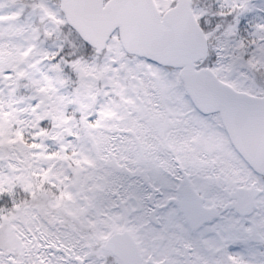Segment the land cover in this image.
<instances>
[{
  "label": "snow or ice",
  "instance_id": "6c2138e0",
  "mask_svg": "<svg viewBox=\"0 0 264 264\" xmlns=\"http://www.w3.org/2000/svg\"><path fill=\"white\" fill-rule=\"evenodd\" d=\"M258 192L264 0H0V264H246Z\"/></svg>",
  "mask_w": 264,
  "mask_h": 264
},
{
  "label": "rangeland",
  "instance_id": "374dc122",
  "mask_svg": "<svg viewBox=\"0 0 264 264\" xmlns=\"http://www.w3.org/2000/svg\"><path fill=\"white\" fill-rule=\"evenodd\" d=\"M121 183L123 184L124 188H129L130 191H135L138 192L142 195H146L147 193L151 192V188L149 187L148 183L145 182V180L140 177V176H132V177H122L121 178ZM123 190V189H122ZM209 197H213L217 195L216 190H209L207 193ZM261 196H264V192H258L256 194L257 200L260 199ZM147 207H151V202L146 201L145 202ZM221 215H229L230 213H233L230 209H221ZM237 215V214H236ZM239 216V215H237ZM214 223V222H213ZM156 227H159V225H156ZM186 227V226H185ZM209 226L198 230V231H193V232H188L185 233V239H190V240H196L199 241L201 239H210L215 236V233L212 231H206V229ZM203 232L204 235L201 237L199 234ZM261 234H256L254 236H247V235H242L241 239L245 241V247L248 249V251L245 252V262L246 264H257L262 261H264V255H263V250H264V244L259 243V236ZM173 242V247L175 251L172 253V258L175 261V264H186L187 261H194L196 259L195 255L191 254H186L185 250L182 247V244L175 239V237L172 238ZM165 244L169 243V240L164 241ZM190 251H194L190 250ZM220 254L219 253H214L213 254V259L219 258Z\"/></svg>",
  "mask_w": 264,
  "mask_h": 264
},
{
  "label": "flooded vegetation",
  "instance_id": "af4514ba",
  "mask_svg": "<svg viewBox=\"0 0 264 264\" xmlns=\"http://www.w3.org/2000/svg\"><path fill=\"white\" fill-rule=\"evenodd\" d=\"M233 213H235V209H230ZM220 212H221V209H220ZM237 215H239V213H236ZM214 221H212V222H210V223H213ZM207 226H209V225H203V226H201V228L200 229H197L196 231H198V230H201V229H203V228H205V227H207ZM187 227V226H186ZM190 232H193V231H191V230H189ZM195 231V232H196ZM263 252V255H264V250L262 251ZM257 264H260V262H258ZM261 264H264V261H262V263Z\"/></svg>",
  "mask_w": 264,
  "mask_h": 264
},
{
  "label": "water",
  "instance_id": "95a60500",
  "mask_svg": "<svg viewBox=\"0 0 264 264\" xmlns=\"http://www.w3.org/2000/svg\"><path fill=\"white\" fill-rule=\"evenodd\" d=\"M196 231V230H195Z\"/></svg>",
  "mask_w": 264,
  "mask_h": 264
}]
</instances>
